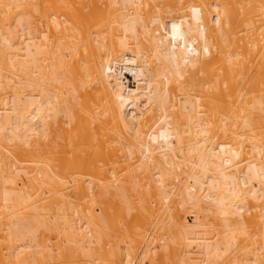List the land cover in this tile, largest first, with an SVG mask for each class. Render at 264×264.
<instances>
[{"label": "bare ground", "instance_id": "bare-ground-1", "mask_svg": "<svg viewBox=\"0 0 264 264\" xmlns=\"http://www.w3.org/2000/svg\"><path fill=\"white\" fill-rule=\"evenodd\" d=\"M83 261L264 264V0H0V264Z\"/></svg>", "mask_w": 264, "mask_h": 264}, {"label": "rangeland", "instance_id": "rangeland-1", "mask_svg": "<svg viewBox=\"0 0 264 264\" xmlns=\"http://www.w3.org/2000/svg\"><path fill=\"white\" fill-rule=\"evenodd\" d=\"M47 25V24H46ZM40 26V25H39ZM45 29L47 28V27H44ZM85 261H87L86 259H84ZM85 261H83L84 262V264H87ZM73 263V262H72ZM75 263V262H74ZM73 263V264H74ZM82 263V262H81Z\"/></svg>", "mask_w": 264, "mask_h": 264}]
</instances>
